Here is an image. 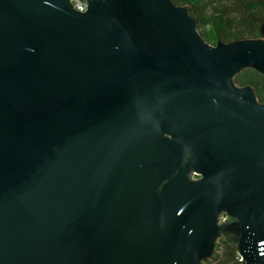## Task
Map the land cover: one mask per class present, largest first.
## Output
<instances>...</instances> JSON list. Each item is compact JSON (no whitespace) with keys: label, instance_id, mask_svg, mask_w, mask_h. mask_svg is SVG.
Here are the masks:
<instances>
[{"label":"water","instance_id":"water-1","mask_svg":"<svg viewBox=\"0 0 264 264\" xmlns=\"http://www.w3.org/2000/svg\"><path fill=\"white\" fill-rule=\"evenodd\" d=\"M259 33L211 45L173 0H0V264H205L220 238L264 264V103L234 82L264 75Z\"/></svg>","mask_w":264,"mask_h":264},{"label":"trees","instance_id":"trees-1","mask_svg":"<svg viewBox=\"0 0 264 264\" xmlns=\"http://www.w3.org/2000/svg\"><path fill=\"white\" fill-rule=\"evenodd\" d=\"M188 7L197 22V30L204 40L215 45L217 41L230 42L260 37L259 27L264 22V0H173ZM237 86L251 85L259 102L264 103V75L245 69L234 77ZM239 260L237 247L229 242L220 258L205 264H235Z\"/></svg>","mask_w":264,"mask_h":264},{"label":"built area","instance_id":"built-area-1","mask_svg":"<svg viewBox=\"0 0 264 264\" xmlns=\"http://www.w3.org/2000/svg\"><path fill=\"white\" fill-rule=\"evenodd\" d=\"M69 2L76 11L86 10V0H69Z\"/></svg>","mask_w":264,"mask_h":264},{"label":"flooded vegetation","instance_id":"flooded-vegetation-1","mask_svg":"<svg viewBox=\"0 0 264 264\" xmlns=\"http://www.w3.org/2000/svg\"><path fill=\"white\" fill-rule=\"evenodd\" d=\"M199 178V176H196V175H193L192 176V179L193 180H196V179H198ZM224 216H222V218H223ZM229 242H232V241H230V240H228V239H225V238H220L219 240H218V243L220 244V251L218 252V256L215 258V259H212V260H216V259H218V258H220V255H221V252H222V250H223V248L225 247V245L226 244H228ZM232 243H234V242H232ZM235 244V243H234ZM209 261V260H208Z\"/></svg>","mask_w":264,"mask_h":264}]
</instances>
